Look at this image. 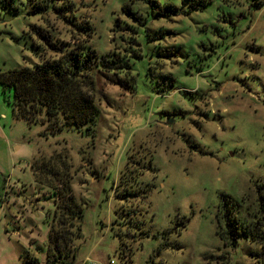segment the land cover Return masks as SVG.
<instances>
[{
  "label": "rangeland",
  "instance_id": "1",
  "mask_svg": "<svg viewBox=\"0 0 264 264\" xmlns=\"http://www.w3.org/2000/svg\"><path fill=\"white\" fill-rule=\"evenodd\" d=\"M74 1L99 58L134 48L130 73L94 67L91 131L48 133L0 85V264H46L58 183L31 165L58 154L83 207L75 264H264V0ZM33 26L78 36L34 0L0 1V72L40 61ZM130 170L137 194L120 199Z\"/></svg>",
  "mask_w": 264,
  "mask_h": 264
},
{
  "label": "trees",
  "instance_id": "2",
  "mask_svg": "<svg viewBox=\"0 0 264 264\" xmlns=\"http://www.w3.org/2000/svg\"><path fill=\"white\" fill-rule=\"evenodd\" d=\"M0 1L1 4L5 2V0ZM34 1L39 3L40 9H43L46 14L51 9L59 16V19L67 20V23L72 26V32L75 31L78 36L72 35V41L59 40L55 39L51 30L33 26L32 30H36L38 39L41 41L34 46L40 61L32 67H15L0 72V85L3 86L4 92H13L16 115L29 123L41 125H44L41 121L43 118L47 122L45 128L48 133L54 134L64 128L91 131L99 115V107L95 100V80L91 76L92 70L94 67L101 66L105 70H113L116 74L130 73V58L134 57V48L129 51V54L111 51L99 58L90 45L93 28L90 22L85 20L84 15L82 17V14H76L79 7L74 0ZM43 2L45 5L42 4ZM36 10L38 9L32 12ZM124 25L134 31L133 25L128 23ZM117 26L118 30L123 28L120 23ZM131 40L134 43V38ZM46 50L55 52L57 55L46 57L42 53ZM126 79L129 80V78ZM130 80H134V77L131 76ZM66 160L67 157L58 154L55 160L54 158L43 160L35 158L31 165L38 182L53 187L54 183H58L53 190L49 189L50 195L55 198L56 209L52 216L48 214L51 221H49L46 264H75L79 248L74 245V242L81 237L83 207L68 186L70 165ZM134 172L136 171L126 172L131 174L127 180L130 184L124 187L121 194L118 193V198L126 200L129 196L137 194L132 188ZM142 172L139 175H142ZM126 173H123L122 182ZM260 197L264 198L262 195ZM229 214L227 226L221 228L218 233L222 241L234 246L244 229L239 228L237 217ZM26 262L35 264L37 259H28Z\"/></svg>",
  "mask_w": 264,
  "mask_h": 264
},
{
  "label": "crops",
  "instance_id": "3",
  "mask_svg": "<svg viewBox=\"0 0 264 264\" xmlns=\"http://www.w3.org/2000/svg\"><path fill=\"white\" fill-rule=\"evenodd\" d=\"M20 258H22V254L20 255ZM21 262L23 263V264H27V262L22 258L21 259Z\"/></svg>",
  "mask_w": 264,
  "mask_h": 264
},
{
  "label": "built area",
  "instance_id": "4",
  "mask_svg": "<svg viewBox=\"0 0 264 264\" xmlns=\"http://www.w3.org/2000/svg\"><path fill=\"white\" fill-rule=\"evenodd\" d=\"M85 264H98V263L92 261V262L85 263Z\"/></svg>",
  "mask_w": 264,
  "mask_h": 264
}]
</instances>
